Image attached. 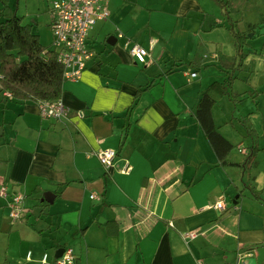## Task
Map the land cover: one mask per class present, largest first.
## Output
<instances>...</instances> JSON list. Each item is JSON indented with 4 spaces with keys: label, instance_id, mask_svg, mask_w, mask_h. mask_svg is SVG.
<instances>
[{
    "label": "crops",
    "instance_id": "obj_1",
    "mask_svg": "<svg viewBox=\"0 0 264 264\" xmlns=\"http://www.w3.org/2000/svg\"><path fill=\"white\" fill-rule=\"evenodd\" d=\"M210 1L110 0L80 78L63 82L60 121L0 90V187L23 196L16 220L0 196V264H54L67 247L74 264H264V0H244L235 21L247 37L238 68L224 11ZM228 77L212 116L237 165L219 164L194 116L201 94ZM107 148L110 172L95 155Z\"/></svg>",
    "mask_w": 264,
    "mask_h": 264
},
{
    "label": "trees",
    "instance_id": "obj_2",
    "mask_svg": "<svg viewBox=\"0 0 264 264\" xmlns=\"http://www.w3.org/2000/svg\"><path fill=\"white\" fill-rule=\"evenodd\" d=\"M215 1L224 11L225 19L228 21V29L235 46L234 58L237 61L235 67L238 68L244 58L242 49L247 37L238 32L235 21L230 20V11H227L230 3H224L223 0ZM0 4V17H2L0 20V90L9 91L12 98L23 102L37 103L42 100L60 99L64 82L63 67L57 61L55 53L49 49V46L41 44L38 34L32 31L30 24L23 22V17L17 15L15 9H11L8 0H0ZM231 80V77H228L226 83H212L201 94L194 110V116L220 165H237L228 161L233 145L220 133L212 116V107L217 99L223 95L229 97ZM145 88L138 89L136 97ZM249 127L247 125V129ZM254 153L255 148L252 147V153L248 156L247 162ZM66 184H60L61 188ZM251 192L254 196H259L253 189ZM117 232L116 221L106 223L108 235H115Z\"/></svg>",
    "mask_w": 264,
    "mask_h": 264
},
{
    "label": "built area",
    "instance_id": "obj_3",
    "mask_svg": "<svg viewBox=\"0 0 264 264\" xmlns=\"http://www.w3.org/2000/svg\"><path fill=\"white\" fill-rule=\"evenodd\" d=\"M110 0H50L49 26L52 32V42L49 49L55 55L57 61L63 67V80L76 81L80 78L83 70L86 67L87 61L92 57L93 53L87 48L88 33L93 25L100 20H105L109 17L107 4ZM121 36V34H119ZM125 46L130 45V41L126 40ZM130 54L140 63L146 62L148 55L147 50L140 45L134 43L130 46ZM190 76L194 77L195 73ZM2 95L5 98L12 99L9 91H3ZM38 113L42 118H49L60 121L66 116L68 108L60 99L53 101L42 100L36 103ZM242 154H247V149L238 146ZM100 164L107 172L113 168V163L116 158L114 149H99L95 153ZM131 167L128 162H125L121 171L128 173ZM0 196L8 199L9 217L16 220L22 217V202L23 196L20 194H8L5 186L0 187ZM90 198H96L95 194H91ZM215 207L223 210L225 205L222 201H218ZM197 235L196 231H189L184 234L187 239L194 238ZM47 260V254H43L41 262ZM75 254L71 247L63 250V253L54 260V264H74Z\"/></svg>",
    "mask_w": 264,
    "mask_h": 264
},
{
    "label": "rangeland",
    "instance_id": "obj_4",
    "mask_svg": "<svg viewBox=\"0 0 264 264\" xmlns=\"http://www.w3.org/2000/svg\"><path fill=\"white\" fill-rule=\"evenodd\" d=\"M204 1H205V6L209 4V2H211L210 0H204ZM223 1L224 3H228V4L230 3V7L232 4L233 11L229 15L232 21H236L238 18H240V15L244 13L245 10L243 7L244 0H239L237 5H235L236 0H223ZM8 4L11 7V9H15L17 15L23 17L24 23L30 24L32 26V31L38 34L41 44H43L44 46H50V43L52 42V32L49 26L50 13L47 9L48 0H8ZM213 5L215 6V4ZM0 8H1V4H0ZM0 20H2V17H0ZM226 23L228 24L227 19H226ZM229 49L231 50L232 47H230ZM225 100L226 103L224 101L219 102L218 106L223 108V106H225L228 103V100L226 98ZM218 101H220V99H218ZM237 125L239 126V124L234 123V127L235 126L238 127ZM234 153H236V155H240L237 152V150H235ZM247 193L249 192L247 191ZM247 193H245V195H247ZM248 197H250V195H248Z\"/></svg>",
    "mask_w": 264,
    "mask_h": 264
},
{
    "label": "water",
    "instance_id": "obj_5",
    "mask_svg": "<svg viewBox=\"0 0 264 264\" xmlns=\"http://www.w3.org/2000/svg\"><path fill=\"white\" fill-rule=\"evenodd\" d=\"M0 134H1V128H0ZM55 198V195L52 192H46L43 194V198L41 199L42 201H45L47 203H52ZM64 248L60 249V252L62 253ZM59 257V256H57Z\"/></svg>",
    "mask_w": 264,
    "mask_h": 264
}]
</instances>
